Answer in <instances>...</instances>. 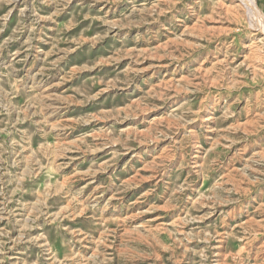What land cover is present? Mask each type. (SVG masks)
Returning <instances> with one entry per match:
<instances>
[{
	"label": "rangeland",
	"instance_id": "374dc122",
	"mask_svg": "<svg viewBox=\"0 0 264 264\" xmlns=\"http://www.w3.org/2000/svg\"><path fill=\"white\" fill-rule=\"evenodd\" d=\"M251 3L0 0V264H264Z\"/></svg>",
	"mask_w": 264,
	"mask_h": 264
},
{
	"label": "bare ground",
	"instance_id": "6f19581e",
	"mask_svg": "<svg viewBox=\"0 0 264 264\" xmlns=\"http://www.w3.org/2000/svg\"><path fill=\"white\" fill-rule=\"evenodd\" d=\"M244 1V4L249 8V10L251 11V13H253L257 18H259V15L255 9V7L253 6V4L251 3V0H241ZM260 27V31L263 32L264 34V27L263 26H259ZM258 29V28H257ZM259 30V29H258ZM259 38V37H258ZM261 40V39H260ZM263 41V40H262ZM260 42V41H259ZM258 57V56H257Z\"/></svg>",
	"mask_w": 264,
	"mask_h": 264
}]
</instances>
